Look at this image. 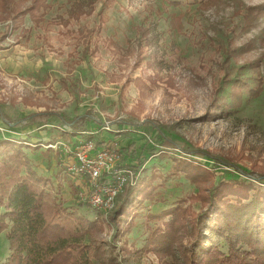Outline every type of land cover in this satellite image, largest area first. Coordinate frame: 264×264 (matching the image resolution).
Returning a JSON list of instances; mask_svg holds the SVG:
<instances>
[{
	"label": "rangeland",
	"instance_id": "374dc122",
	"mask_svg": "<svg viewBox=\"0 0 264 264\" xmlns=\"http://www.w3.org/2000/svg\"><path fill=\"white\" fill-rule=\"evenodd\" d=\"M31 3L0 0V139L28 144L61 206L95 221L93 264H182L185 237L144 248L161 212L180 204L186 223L220 181L264 190V0H44L36 18ZM86 141L123 152L111 211L67 170ZM141 184L153 196L111 219ZM10 252L3 231L0 263Z\"/></svg>",
	"mask_w": 264,
	"mask_h": 264
},
{
	"label": "trees",
	"instance_id": "16d2710c",
	"mask_svg": "<svg viewBox=\"0 0 264 264\" xmlns=\"http://www.w3.org/2000/svg\"><path fill=\"white\" fill-rule=\"evenodd\" d=\"M45 7L44 0H32L22 14L36 18L35 10ZM171 144L164 142L165 147ZM27 146L0 139V233L6 231L11 250L0 264H93L104 252L85 242L95 221L61 206L48 179L31 167ZM121 149L128 153L133 147ZM184 174L188 175L186 169ZM152 190L145 184L138 189L130 186L126 200L110 213L111 219L126 214L140 198H151ZM200 200L202 208L191 211L183 224L180 219L187 214L180 204L161 212L169 216L165 228L155 230L144 248L166 252L176 238L185 237L182 264H264V190L251 183L220 181L202 193Z\"/></svg>",
	"mask_w": 264,
	"mask_h": 264
},
{
	"label": "built area",
	"instance_id": "2783aa9c",
	"mask_svg": "<svg viewBox=\"0 0 264 264\" xmlns=\"http://www.w3.org/2000/svg\"><path fill=\"white\" fill-rule=\"evenodd\" d=\"M71 151L75 162L68 164L67 170L82 178L91 207L100 210L112 209L115 198L128 181L122 170H113L120 154L111 145L96 148L91 141L79 144Z\"/></svg>",
	"mask_w": 264,
	"mask_h": 264
}]
</instances>
